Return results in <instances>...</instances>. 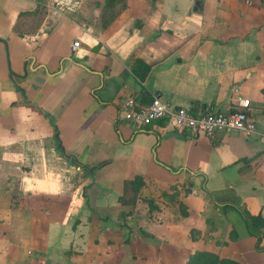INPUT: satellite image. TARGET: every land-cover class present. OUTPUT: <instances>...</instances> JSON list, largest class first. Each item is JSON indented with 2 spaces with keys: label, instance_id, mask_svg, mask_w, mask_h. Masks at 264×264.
Segmentation results:
<instances>
[{
  "label": "crops",
  "instance_id": "1",
  "mask_svg": "<svg viewBox=\"0 0 264 264\" xmlns=\"http://www.w3.org/2000/svg\"><path fill=\"white\" fill-rule=\"evenodd\" d=\"M182 1L192 31L172 28ZM194 1L0 0V264H264L217 205L264 218V0ZM155 95L194 112L243 96L256 133L124 118Z\"/></svg>",
  "mask_w": 264,
  "mask_h": 264
},
{
  "label": "built area",
  "instance_id": "2",
  "mask_svg": "<svg viewBox=\"0 0 264 264\" xmlns=\"http://www.w3.org/2000/svg\"><path fill=\"white\" fill-rule=\"evenodd\" d=\"M79 43L78 40L74 41L71 49L75 50ZM249 106V99L236 96L226 111L194 112L187 107L176 106L157 95L146 105H139L134 98L127 97L124 101L123 116L131 120L137 128L166 119L176 129H186L194 134L202 133L212 137L218 131L228 130L249 137L254 135L257 129L256 121L249 113Z\"/></svg>",
  "mask_w": 264,
  "mask_h": 264
},
{
  "label": "trees",
  "instance_id": "3",
  "mask_svg": "<svg viewBox=\"0 0 264 264\" xmlns=\"http://www.w3.org/2000/svg\"><path fill=\"white\" fill-rule=\"evenodd\" d=\"M149 65L145 64L141 59H136L133 71L142 80L149 71ZM142 184L140 177H136L131 181V185L135 188V192L138 191ZM221 210L226 212L230 209H236L243 217L249 233L257 238L256 247L259 250L264 249L260 242L264 236V218L261 215H252L245 210H241L236 205L230 203L217 204ZM184 264H242L237 260L231 258L220 257L219 254L209 250H198L190 254Z\"/></svg>",
  "mask_w": 264,
  "mask_h": 264
},
{
  "label": "rangeland",
  "instance_id": "4",
  "mask_svg": "<svg viewBox=\"0 0 264 264\" xmlns=\"http://www.w3.org/2000/svg\"><path fill=\"white\" fill-rule=\"evenodd\" d=\"M194 2H197V0H195ZM180 6L182 7L181 11L183 12V14L181 15V19L177 20L172 25V28L174 30H176V31H187V29H188V31L189 30L190 31L194 30L196 26L191 25V26H189L191 28H189V27H187V26L184 25L185 21H187L189 19V17H186V16L189 15L190 3H188V10L187 9H184L185 6H184V2L183 1L181 2ZM193 6H195V5H193ZM202 16H204L207 19V14H204ZM170 17H171V15H170ZM189 23H190V21H189ZM147 205L149 206L150 209H153V210L157 207V205L154 204V199L153 198H152V200L151 199H147Z\"/></svg>",
  "mask_w": 264,
  "mask_h": 264
},
{
  "label": "water",
  "instance_id": "5",
  "mask_svg": "<svg viewBox=\"0 0 264 264\" xmlns=\"http://www.w3.org/2000/svg\"><path fill=\"white\" fill-rule=\"evenodd\" d=\"M198 3H196V5H197ZM194 9H196V6L194 7ZM52 122V121H51Z\"/></svg>",
  "mask_w": 264,
  "mask_h": 264
}]
</instances>
